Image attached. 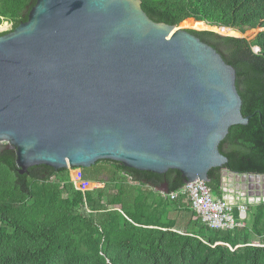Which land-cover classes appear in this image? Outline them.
Returning a JSON list of instances; mask_svg holds the SVG:
<instances>
[{
  "label": "water",
  "instance_id": "water-1",
  "mask_svg": "<svg viewBox=\"0 0 264 264\" xmlns=\"http://www.w3.org/2000/svg\"><path fill=\"white\" fill-rule=\"evenodd\" d=\"M241 106L235 68L141 0H36L0 36V143L21 175L112 160L208 182L229 128L249 122Z\"/></svg>",
  "mask_w": 264,
  "mask_h": 264
},
{
  "label": "trees",
  "instance_id": "trees-1",
  "mask_svg": "<svg viewBox=\"0 0 264 264\" xmlns=\"http://www.w3.org/2000/svg\"><path fill=\"white\" fill-rule=\"evenodd\" d=\"M35 3L0 0V22L11 24L0 36L26 22ZM141 7L169 25L264 29V0H141ZM188 31L235 68L241 112L249 117L219 144L228 163L208 172L207 186L222 197L224 169L264 175V30L251 40ZM73 169L102 186L75 187L70 168L38 165L21 175L15 150L0 143V264H264V201L247 203L244 225L213 230L187 195H162L185 184L177 170L158 174L112 160ZM234 216L240 222L236 207Z\"/></svg>",
  "mask_w": 264,
  "mask_h": 264
},
{
  "label": "built area",
  "instance_id": "built-area-1",
  "mask_svg": "<svg viewBox=\"0 0 264 264\" xmlns=\"http://www.w3.org/2000/svg\"><path fill=\"white\" fill-rule=\"evenodd\" d=\"M7 23L8 26L0 29V31L11 27V24L9 22ZM78 179L83 185L90 184L89 182L81 181V174H79L75 180ZM72 180L74 181V178H72ZM161 193L164 196L169 195L171 199H175L179 195H187L190 198L191 208L198 214L201 221L210 229L230 230L236 226L244 225L241 221L246 217V205L236 204L232 201V198L226 197L225 194L222 197L214 196L206 182L203 180L198 179L191 182H185L178 191L170 194H167L164 191H161ZM235 207L238 210L240 222L235 219Z\"/></svg>",
  "mask_w": 264,
  "mask_h": 264
},
{
  "label": "rangeland",
  "instance_id": "rangeland-1",
  "mask_svg": "<svg viewBox=\"0 0 264 264\" xmlns=\"http://www.w3.org/2000/svg\"><path fill=\"white\" fill-rule=\"evenodd\" d=\"M193 19H187L185 21L191 22ZM184 22V21H183ZM183 22L179 24V26L183 29H192L197 31H212L217 34H220L221 36H230V37H239V38H246L247 40H251L254 38V36L260 31V29H251L247 30L245 32H239L237 30H228L227 33H224L219 30V28H216L215 26H209L204 23V27L201 28H194L192 26H185L183 25ZM1 27L0 29H3L8 26V23L6 21L0 23ZM256 50V48L254 47ZM1 144H7L6 142H2ZM72 178H74V184L75 187L81 189V190H88L95 187H101L102 185L99 183L95 184H81L80 180L77 179L79 175V169H72ZM249 184L250 187H249ZM222 187L225 192V196L232 198V201L236 204H245L252 203V204H258L262 201H264V176L261 177H253L250 180L247 177H242L236 174L232 175H222ZM247 216V215H246Z\"/></svg>",
  "mask_w": 264,
  "mask_h": 264
},
{
  "label": "crops",
  "instance_id": "crops-1",
  "mask_svg": "<svg viewBox=\"0 0 264 264\" xmlns=\"http://www.w3.org/2000/svg\"><path fill=\"white\" fill-rule=\"evenodd\" d=\"M79 174H80V170H79ZM72 175V173H71ZM72 177V176H71ZM90 184H95L94 182H89ZM251 184H249V187H250Z\"/></svg>",
  "mask_w": 264,
  "mask_h": 264
},
{
  "label": "flooded vegetation",
  "instance_id": "flooded-vegetation-1",
  "mask_svg": "<svg viewBox=\"0 0 264 264\" xmlns=\"http://www.w3.org/2000/svg\"><path fill=\"white\" fill-rule=\"evenodd\" d=\"M222 173H223V171H222Z\"/></svg>",
  "mask_w": 264,
  "mask_h": 264
}]
</instances>
